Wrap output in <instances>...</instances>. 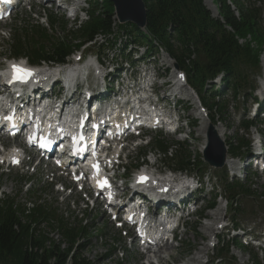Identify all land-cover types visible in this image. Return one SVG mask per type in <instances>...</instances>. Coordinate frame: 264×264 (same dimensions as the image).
I'll list each match as a JSON object with an SVG mask.
<instances>
[{"label": "trees", "instance_id": "trees-1", "mask_svg": "<svg viewBox=\"0 0 264 264\" xmlns=\"http://www.w3.org/2000/svg\"><path fill=\"white\" fill-rule=\"evenodd\" d=\"M144 2L147 18L145 30L149 37L157 41L174 59L179 69L184 71L190 86L201 97L204 105L212 110V117L220 123L224 122V108L202 97L206 94V81L219 73H226L228 78H234L235 90L244 91L253 87L246 79L249 71H253L256 76L260 71V56L264 49V24L261 12L255 9L250 0H213L219 12L218 19L212 17L202 0H144ZM229 2L237 8L239 17ZM115 24L114 5L109 0H103L102 4L95 0L92 4L90 22L76 35L72 33L75 41H79L75 46L84 45L97 35L109 36ZM58 27L62 28L60 29L62 32L66 29L63 23ZM27 28L30 29L29 26ZM126 30L129 35H134L137 44L152 43L135 25L126 24ZM16 40L17 37L14 35L11 41L15 43ZM241 40L246 41L241 44ZM73 45L74 41L66 42L62 39L57 41L49 52L34 48L33 55L37 62L47 60L60 62L72 52ZM27 47L29 46H25L24 43L19 46V50H14V53H31L32 47L29 50ZM13 48L16 49L15 46ZM212 123L216 125L217 122ZM158 147L162 150L166 148L162 143H158ZM227 147L235 156L241 153L243 144L233 138ZM176 148L178 155L181 150L177 146ZM182 151L177 158V167L187 171L195 167L194 158L190 151ZM244 191V194L251 195L248 187H245ZM262 197L264 199V193ZM3 207L0 208V264H94L83 257V251L91 239L88 227L72 229L63 221L54 228L49 221L51 216L42 208L40 214L34 211L30 215H25L12 205ZM45 223L51 231L57 230L61 234V242L50 238L44 229ZM82 240L87 244L80 245L79 242ZM238 248L242 249L243 246L238 245ZM112 251L110 247L107 248V254H111ZM226 253H229V246L225 247L218 257Z\"/></svg>", "mask_w": 264, "mask_h": 264}, {"label": "rangeland", "instance_id": "rangeland-1", "mask_svg": "<svg viewBox=\"0 0 264 264\" xmlns=\"http://www.w3.org/2000/svg\"><path fill=\"white\" fill-rule=\"evenodd\" d=\"M211 4L212 1H211ZM203 5L205 6V8H207V10L212 13V11L206 7L207 5L205 4L204 0H203ZM214 7L216 8V11L219 15L218 9L217 7L214 5ZM213 14V13H212ZM21 19L17 22V26L16 28L12 31V34L10 35V40H12V37L14 35H16L17 40L14 44L15 48L14 49L11 45L10 41H3V47H7L8 45L11 48L12 53H14V50H19V46H22L25 43V46L28 45L29 47H27V50L30 49L31 44L29 45L27 43V40H29L30 42H33V38L32 37H28L26 35V29H22V28H27V26L30 27V29H35V25H33L32 23H28L27 20ZM29 28H27V30H30ZM63 33L65 34V38L70 36V33L73 31L71 29H63ZM73 43V42H72ZM112 43H114V40H111L109 42V47L112 46ZM53 42L52 41H41L38 43V45H40L39 47H35L36 50L42 49V50H46L47 52H49L51 50ZM19 45V46H16ZM42 46V47H41ZM101 48V54H103L104 52H106V50L109 48ZM97 49L98 48H94ZM30 51H34L33 48L30 49ZM100 51V49L98 50ZM34 54V52H33ZM141 55H136V57H140ZM162 56L164 57L165 55L162 54ZM18 58L24 57V56H17ZM33 57H35L33 55ZM121 58V57H120ZM122 59V58H121ZM119 60V59H118ZM159 62H162L161 56L160 59H158ZM167 61V62H166ZM166 65H170V61L168 59H165L163 61ZM263 77H264V73H263ZM260 85V80H258V87ZM194 94V93H193ZM194 100H195V94L193 95ZM197 101V99H196ZM253 103V98H249L248 103L245 104L243 103V100L240 102H234V101H230L229 103V109H228V115H229V122L226 123L224 125V127L226 129H228L230 132V136L227 137V141H230L232 138H241L244 135L239 134V129L241 128V119L244 117V115H246L247 109L250 108V104ZM190 105H192V103H190ZM197 113L194 111H190L189 113H186V117H191L193 118ZM207 114L206 112H204V115ZM210 116V114H209ZM250 117V116H249ZM205 118V116H204ZM208 119V118H207ZM209 121V120H208ZM223 126V125H222ZM230 127V129H229ZM199 128V126H198ZM196 129V131L194 130L193 132L196 134H194V136L191 138L192 141H194L195 143H192V150L193 152H196V150L198 151L202 145L204 144L203 139L201 138V133L199 129ZM256 130H262L264 132V121H261ZM255 130L253 129L250 132V136L252 135V133H254ZM209 133V130L207 128V135ZM155 136V135H154ZM198 139H197V138ZM185 135L181 136V137H175V138H170L169 140H175V141H184ZM204 146V145H203ZM205 146H206V140H205ZM204 146V147H205ZM214 147H216V145H213ZM217 150V147H216ZM204 150H202L201 152H203ZM198 153V152H197ZM164 157L163 159L160 161L159 166L161 168L165 167V161H164ZM254 174V171L252 172ZM218 174H212V176H217ZM11 179H7L5 178L4 181H2L1 179V183L3 185L9 186ZM215 183V181H213ZM255 184V188H256V195H260L264 192V175H260L259 176V180H256V182L254 181ZM40 186V185H39ZM44 193H45V201L48 203H52L54 204L55 208H58L59 211L61 213L59 214H55L56 216H54V218H59L63 221H67L70 224V227L75 226V224L79 223V219L83 218L86 219V223H88L90 225L89 227V232L91 233V239L89 240V245L88 247H86V249L83 251V257L84 258H88L91 262H93L94 264H149L148 258L146 257V260H141V257L138 254L135 253H131V255H128L127 257H123L121 254H116V253H111L109 254V257L105 256L106 252H107V248L106 246L108 244H115L116 240H119V235L118 233H116L115 230L112 229V225H110L109 223H107V219L105 218V216H103L102 213H100L99 209H89L87 211H83L84 209L78 210L76 211L75 207L72 206V208L68 207L66 203H61L64 200V197H60L59 195H57L54 190L49 189L47 187H44ZM73 198L75 199L76 196H73ZM258 198H255L254 201H252L251 204V208L249 213H247L244 216L241 215H236V217L234 218L236 219H240L241 221L237 223V226L242 230L240 232H243L245 230V232L247 231H252L253 230V234L254 237H260L264 234V201H259L257 200ZM28 201L30 202V200L28 198H18L17 202H19L20 204H26L25 202ZM35 200L32 201V203H34ZM249 202V201H248ZM240 203H245L244 205L247 204V202H245L244 200H241ZM225 203L224 201L220 204H217V209H221L224 210V216H222V220L220 223L216 222V221H202V222H197L196 224H198V228L196 230V232L192 231V227L190 228V230H183L180 231V242H176L174 244H171L170 246H172L173 248L167 246V248L165 250H161L158 255L161 254V256H165L162 255L163 252L165 253H171L173 252V256L174 259H172L173 261H176V263L178 264H194L195 258L197 256L198 253H201L200 255V262L195 263V264H211V260L212 257L214 256V253L216 248H213V246H211L210 242L212 243H216V241L214 240V237L219 234L222 233L221 235V240H224L226 238H228L229 240L233 237V233L230 234H226L223 233V231H221L219 229V226L221 224L224 225L225 223H228L229 221L232 220L234 214H232L231 211L228 210V212H226V208L224 207ZM84 206V205H82ZM87 212V213H86ZM248 212V211H247ZM252 212V213H251ZM223 213V211H222ZM212 214L213 213H209L207 216L209 217V219L212 218ZM61 216V218H60ZM75 218H77V220L75 221ZM191 222H193V220L190 219ZM83 223V224H86ZM195 224V225H196ZM46 227L44 229H46V233L49 234L50 238H53L54 241L56 242H61L62 241V237L60 233L51 231L48 227V225L45 223ZM211 226V228L213 227L215 229V236L214 234H212L211 231H208L206 229V227ZM48 227V228H47ZM96 231H101V233H104L103 235L97 233ZM239 233V232H238ZM121 238V237H120ZM209 242V243H208ZM80 245H86L87 243L82 240L79 242ZM208 244H210V246L212 248L208 247ZM117 247H122L123 244L120 242L116 243ZM186 246H191L194 248V250L192 251L191 255L189 256H183V254L185 253L186 250ZM185 247V248H184ZM206 248L205 250L207 251V254L205 255V252L203 249ZM204 254V255H203ZM231 254L237 258V264H252L253 260H254V255L258 254L256 261L260 264H264V253L259 251L256 247H252L251 245V251L249 254H246L244 252H240L236 249H231ZM107 255V254H106ZM170 255V254H169ZM123 257V258H121ZM160 259V258H158ZM162 259V258H161ZM158 260H154L155 263Z\"/></svg>", "mask_w": 264, "mask_h": 264}, {"label": "water", "instance_id": "water-1", "mask_svg": "<svg viewBox=\"0 0 264 264\" xmlns=\"http://www.w3.org/2000/svg\"><path fill=\"white\" fill-rule=\"evenodd\" d=\"M110 2L114 5L115 13L121 24L132 22L140 28L146 26L147 18L144 0H110ZM220 146L221 154L218 159L211 157V146L205 154V160L215 167L222 166L225 157L222 144Z\"/></svg>", "mask_w": 264, "mask_h": 264}, {"label": "bare ground", "instance_id": "bare-ground-1", "mask_svg": "<svg viewBox=\"0 0 264 264\" xmlns=\"http://www.w3.org/2000/svg\"><path fill=\"white\" fill-rule=\"evenodd\" d=\"M204 2H205V4L207 5L206 7H208L211 11H212V13H213V15L215 16V17H218V13H217V11H216V8L214 7V5L213 4H211V0H204ZM167 62V61H166ZM165 64V63H164ZM263 64H264V57H263ZM186 93H187V96L189 97L190 96V94L186 91ZM194 95V94H193ZM208 125H209V123L206 121V120H203L200 124H199V130H200V133H201V137H203V138H206V133H207V128H208ZM215 132H216V138H218L219 140V142H221V141H223V142H226L227 141V136L228 135H230V132H228V130L224 127V126H222V125H218L217 127H215ZM55 130H57V129H55ZM204 146L203 147H201V151L202 150H204ZM214 150H216V147H214L213 148ZM204 152V151H203ZM226 151L224 150V153H225ZM219 154H221V148H220V150H219ZM232 165H235V164H232ZM213 218H215V219H217L218 217H220V212L219 211H216L214 214H213V216H212ZM222 220V219H221ZM220 219H217V221H221ZM206 229L208 230V231H211L212 233L214 232V229H213V227L211 228V226H208V227H206ZM169 248V247H168ZM205 249L206 248H204L203 250L205 251ZM162 249H157V252H155L154 254H155V256L156 257H158L159 256V258L161 259L162 257L160 256V255H158V253L161 251ZM202 253V252H201ZM201 253H198L197 254V256H196V258H195V263H199L200 262V255H201ZM203 253H205V252H203ZM163 255V254H162ZM204 255V254H203ZM163 259V258H162ZM161 259V260H162ZM149 260V259H148ZM153 260H150L149 261V263L150 262H152ZM194 263V264H195Z\"/></svg>", "mask_w": 264, "mask_h": 264}, {"label": "snow or ice", "instance_id": "snow-or-ice-1", "mask_svg": "<svg viewBox=\"0 0 264 264\" xmlns=\"http://www.w3.org/2000/svg\"><path fill=\"white\" fill-rule=\"evenodd\" d=\"M13 72H14L13 79L19 81H26L28 77L33 75V73L30 70L20 68L19 66L16 65H13Z\"/></svg>", "mask_w": 264, "mask_h": 264}]
</instances>
